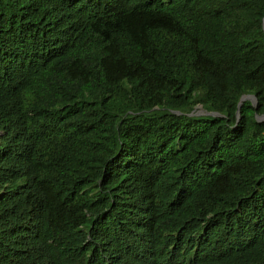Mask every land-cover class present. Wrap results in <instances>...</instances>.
<instances>
[{
  "label": "trees",
  "instance_id": "16d2710c",
  "mask_svg": "<svg viewBox=\"0 0 264 264\" xmlns=\"http://www.w3.org/2000/svg\"><path fill=\"white\" fill-rule=\"evenodd\" d=\"M263 17L0 0V264H264Z\"/></svg>",
  "mask_w": 264,
  "mask_h": 264
},
{
  "label": "water",
  "instance_id": "95a60500",
  "mask_svg": "<svg viewBox=\"0 0 264 264\" xmlns=\"http://www.w3.org/2000/svg\"><path fill=\"white\" fill-rule=\"evenodd\" d=\"M262 26H263V29H264V17H263V20H262ZM213 115H216V114H213ZM261 120H264V116L262 118H260Z\"/></svg>",
  "mask_w": 264,
  "mask_h": 264
}]
</instances>
